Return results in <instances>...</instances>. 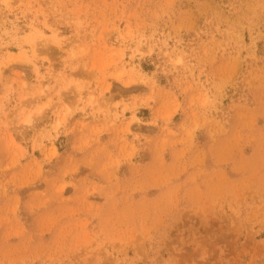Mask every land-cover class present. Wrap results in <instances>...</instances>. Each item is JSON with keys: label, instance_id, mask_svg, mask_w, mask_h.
<instances>
[{"label": "rangeland", "instance_id": "374dc122", "mask_svg": "<svg viewBox=\"0 0 264 264\" xmlns=\"http://www.w3.org/2000/svg\"><path fill=\"white\" fill-rule=\"evenodd\" d=\"M0 264H264V0H0Z\"/></svg>", "mask_w": 264, "mask_h": 264}]
</instances>
